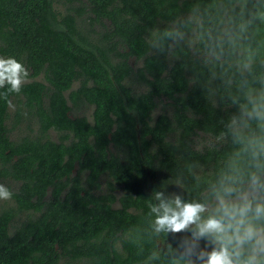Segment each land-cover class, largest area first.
<instances>
[{
	"label": "trees",
	"instance_id": "16d2710c",
	"mask_svg": "<svg viewBox=\"0 0 264 264\" xmlns=\"http://www.w3.org/2000/svg\"><path fill=\"white\" fill-rule=\"evenodd\" d=\"M0 56L29 73L0 95L17 182L0 264H186L190 232L154 231L155 192L214 205L232 118L264 91V0H0Z\"/></svg>",
	"mask_w": 264,
	"mask_h": 264
},
{
	"label": "clouds",
	"instance_id": "9594fccd",
	"mask_svg": "<svg viewBox=\"0 0 264 264\" xmlns=\"http://www.w3.org/2000/svg\"><path fill=\"white\" fill-rule=\"evenodd\" d=\"M28 70L13 57L0 56V93H19ZM241 114L229 125L241 147L211 186L214 205L184 201L179 195L155 192L151 206L156 233L190 232L181 241L186 264H264V91L249 93ZM256 128L252 129L250 122ZM247 156V166L242 157ZM12 192L0 184V200ZM201 241L205 246L201 247Z\"/></svg>",
	"mask_w": 264,
	"mask_h": 264
},
{
	"label": "rangeland",
	"instance_id": "374dc122",
	"mask_svg": "<svg viewBox=\"0 0 264 264\" xmlns=\"http://www.w3.org/2000/svg\"><path fill=\"white\" fill-rule=\"evenodd\" d=\"M130 61L133 62V60L130 58ZM37 79H40V76H37L35 77ZM77 85V81H73L72 83V87L76 86ZM69 103V101H67ZM91 105L90 104H87V103H83L77 107H74L71 109L70 111V115H73V114H85L87 117L90 116V110H91ZM12 105L9 106V112L11 113L12 112ZM34 128V124L33 122H23V121H20L19 124L17 125V128L15 129L16 132H20V131H27V130H31ZM60 132L59 131H54V130H49L48 131V135L50 136V138L52 139H58L59 136H60ZM0 184H3L5 185L8 189L10 190H15L16 189V186H17V182L11 178H1L0 179ZM10 200V199H9ZM7 200V201H9Z\"/></svg>",
	"mask_w": 264,
	"mask_h": 264
}]
</instances>
